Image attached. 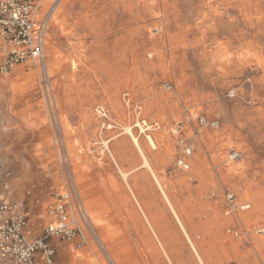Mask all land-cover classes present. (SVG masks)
<instances>
[{
	"label": "rangeland",
	"instance_id": "obj_1",
	"mask_svg": "<svg viewBox=\"0 0 264 264\" xmlns=\"http://www.w3.org/2000/svg\"><path fill=\"white\" fill-rule=\"evenodd\" d=\"M43 3L59 69L0 73V200L40 234L73 190L91 247L55 264H264V0Z\"/></svg>",
	"mask_w": 264,
	"mask_h": 264
},
{
	"label": "built area",
	"instance_id": "obj_2",
	"mask_svg": "<svg viewBox=\"0 0 264 264\" xmlns=\"http://www.w3.org/2000/svg\"><path fill=\"white\" fill-rule=\"evenodd\" d=\"M41 0H0V38L5 43L4 55L0 59V73L9 74L17 65L44 64V41L46 19L35 12ZM201 123L205 120L202 118ZM217 123L212 121L211 125ZM237 153L234 154V157ZM73 190L55 194L53 202L45 208L49 221L41 233L29 237L25 233L27 216L21 202L9 199L0 200V261L12 264H34L37 253L43 256L44 264H53L55 250L51 238L71 241L79 237L77 248L85 243L81 227H86L89 217L85 208L75 205L76 217L69 214ZM232 202L233 195H227ZM249 205H242L247 209ZM264 233V228L259 229Z\"/></svg>",
	"mask_w": 264,
	"mask_h": 264
},
{
	"label": "bare ground",
	"instance_id": "obj_3",
	"mask_svg": "<svg viewBox=\"0 0 264 264\" xmlns=\"http://www.w3.org/2000/svg\"><path fill=\"white\" fill-rule=\"evenodd\" d=\"M48 0H41L40 1V7L36 10V12H35V14H36V16L37 17H40L41 15H42V13H41V4H42V2H44L43 3V5L47 2ZM47 35V34H46ZM47 43H48V41H47ZM44 46H45V44H44ZM46 49L47 50H50V51H52L53 49H50V46L48 45V44H46ZM51 55V54H50ZM49 56V55H48ZM49 63H45L44 62V65H43V67L45 66V69H46V72L48 73V70H51V71H53V70H55V69H59L58 68V63H54V62H52V59L50 58L49 60H47ZM72 64L74 65V67H75V61H72ZM127 105V104H126ZM99 114H101L102 116H104V115H106V113L105 112H103L102 110H98L97 111ZM145 122V121H144ZM137 125H140V123H137ZM146 126V125H145ZM124 130H126V131H129V134H130V136H131V139H132V141H133V144H134V146L135 147H137V149H139L140 150V145H139V140L135 137V135H133V133L130 131V129L129 128H127V129H124ZM146 138H147V140H148V143H149V145H151L150 147H152L153 149H156L157 148V146H156V143H155V141H154V139L151 137V136H149V135H147L146 136ZM71 150V149H70ZM139 150H137V152L139 151ZM141 151V150H140ZM72 152V151H71ZM140 154V153H139ZM139 156V155H138ZM140 157H142L141 155H140ZM147 159V158H146ZM146 162V161H145ZM144 163V162H143ZM149 163V162H148ZM147 163V164H148ZM146 165V164H145ZM144 167V166H143ZM148 168V167H147ZM152 170V169H151ZM154 171V170H153ZM129 172V171H128ZM130 172H131V170H130ZM132 172H133V170H132ZM154 176H156L155 174H154ZM156 179V178H155ZM159 181V180H158ZM160 182V181H159ZM78 183V182H77ZM75 184H76V181H75ZM157 184V183H156ZM78 184H76V186H77ZM158 186V185H157ZM161 186V185H160ZM159 188V187H158ZM162 188V187H161ZM160 189V188H159ZM163 190V189H162ZM101 193H103V192H101ZM104 196V195H103ZM164 197V196H163ZM101 200H102V197H101ZM90 204V203H89ZM168 204V203H167ZM102 205H103V200H102ZM101 205V206H102ZM171 205V204H170ZM89 206V205H88ZM174 211V210H173ZM86 213H87V210H86ZM97 213H98V211H97V209L95 210V211H91V214H92V217L94 218V221L93 222H91L90 221V225H91V227H93V225H92V223L94 224L95 223V225H97V226H99L100 225V222L103 220V218H99L98 216H97ZM87 215H88V217H89V214L87 213ZM177 216V215H176ZM146 218H147V216H146ZM180 222V221H179ZM182 224V223H181ZM151 225V224H150ZM153 227V225L151 226V228ZM159 228V227H158ZM183 228V227H182ZM152 230V229H151ZM186 232V231H185ZM89 233V232H88ZM187 233V232H186ZM184 235V234H183ZM187 235V234H186ZM190 235V234H189ZM188 238H191V237H188ZM159 241V240H158ZM189 242V241H188ZM190 242H192V241H190ZM188 244V243H187ZM160 245V244H159ZM191 246V245H190ZM189 248V247H188ZM192 249V248H191ZM194 251V250H193ZM197 251V250H196ZM181 254V253H180ZM193 256V255H192ZM195 256H196V254H195ZM199 256V255H198ZM183 257H185V256H183ZM186 258V257H185ZM200 259V258H199ZM89 263V262H88ZM170 263V262H169Z\"/></svg>",
	"mask_w": 264,
	"mask_h": 264
},
{
	"label": "crops",
	"instance_id": "obj_4",
	"mask_svg": "<svg viewBox=\"0 0 264 264\" xmlns=\"http://www.w3.org/2000/svg\"><path fill=\"white\" fill-rule=\"evenodd\" d=\"M41 221L42 220H39V224L41 223ZM48 221H49V219H48ZM43 227H44V225L42 226V229H43ZM42 229H41V231H42ZM37 232L38 231H35V230L31 231L30 229H28V217H27V227L25 228V233L28 236L33 237V236L39 235V233H37ZM83 236L85 237L86 246L90 248L91 247V243H90L91 238H90V240L89 239L87 240V237H86V235H84V233H83ZM88 236H90L89 233H88ZM77 239H78V237L72 239L71 241H61V240H58V239H55V238H51L50 239V243H51V245L53 246V248L55 250V254H54V257H53V261H54L53 264H55V260H54L55 256L68 254V252H70V247L72 245H75V249H79V248H77V244H76ZM41 261L44 262L43 256L41 255V253H37L35 255V257H34V264H41Z\"/></svg>",
	"mask_w": 264,
	"mask_h": 264
}]
</instances>
